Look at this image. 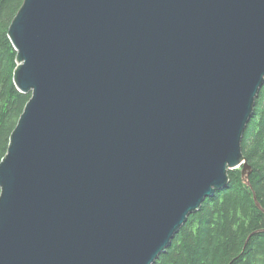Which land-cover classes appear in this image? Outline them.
<instances>
[{
    "label": "water",
    "instance_id": "1",
    "mask_svg": "<svg viewBox=\"0 0 264 264\" xmlns=\"http://www.w3.org/2000/svg\"><path fill=\"white\" fill-rule=\"evenodd\" d=\"M9 37L31 98L0 264H155L230 171L250 184L264 0H24Z\"/></svg>",
    "mask_w": 264,
    "mask_h": 264
},
{
    "label": "trees",
    "instance_id": "2",
    "mask_svg": "<svg viewBox=\"0 0 264 264\" xmlns=\"http://www.w3.org/2000/svg\"><path fill=\"white\" fill-rule=\"evenodd\" d=\"M23 3L0 0V163L31 98L15 85L18 53L9 37ZM242 150L252 168L250 184L244 181L242 169L230 171L229 187L207 199L188 218L155 264H264V86L244 133Z\"/></svg>",
    "mask_w": 264,
    "mask_h": 264
}]
</instances>
